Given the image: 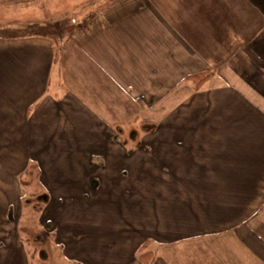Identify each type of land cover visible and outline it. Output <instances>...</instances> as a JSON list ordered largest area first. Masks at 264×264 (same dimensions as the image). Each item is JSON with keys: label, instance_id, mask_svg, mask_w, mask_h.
I'll use <instances>...</instances> for the list:
<instances>
[{"label": "crops", "instance_id": "0c3cea01", "mask_svg": "<svg viewBox=\"0 0 264 264\" xmlns=\"http://www.w3.org/2000/svg\"><path fill=\"white\" fill-rule=\"evenodd\" d=\"M248 1L120 0L58 42L0 24V264H27L30 178L71 259L264 264V6ZM136 106L160 115L127 148Z\"/></svg>", "mask_w": 264, "mask_h": 264}, {"label": "rangeland", "instance_id": "374dc122", "mask_svg": "<svg viewBox=\"0 0 264 264\" xmlns=\"http://www.w3.org/2000/svg\"><path fill=\"white\" fill-rule=\"evenodd\" d=\"M120 0H52L50 8H46L45 4L38 2L24 8H11L0 10V24H5L11 31L19 33H50L56 42L61 38V34L65 35L92 19V15L113 3ZM264 6V0H256ZM245 6H249V1L244 0ZM249 10V9H247ZM247 19H254L252 13L246 12ZM249 15V16H248ZM243 44L242 42H233V47ZM195 83L194 79H189ZM137 108L134 111V117L127 119L126 125L119 126L118 137L125 142L127 148H136L138 143H130L127 141L131 131L135 136L147 133L145 127L148 128L147 119L159 117L160 112L141 111ZM134 118V119H133ZM133 119L132 121H130ZM150 123L153 124V122ZM147 126H145V125ZM121 130V131H120ZM127 141V142H126ZM27 188V196L22 200V212L18 220H16V236L17 241L21 244L25 261L27 264H88L86 259H71L65 253L63 244L56 242L46 231L45 221L40 222L41 216L47 208L45 200L46 192L30 178ZM96 257H99L95 254Z\"/></svg>", "mask_w": 264, "mask_h": 264}, {"label": "trees", "instance_id": "16d2710c", "mask_svg": "<svg viewBox=\"0 0 264 264\" xmlns=\"http://www.w3.org/2000/svg\"><path fill=\"white\" fill-rule=\"evenodd\" d=\"M89 20H91V18H89L88 21H89ZM87 23H88V22L86 21L85 24L76 27V29H84V28L86 27ZM207 76H208V73H199V74H194V75H191V76H188V77H189V79H191V80L194 79L195 82H197V84H198V83H200L201 81H203L204 79H206ZM148 256L150 257V254L146 252V253H144V254L138 255V259H139L140 261H147L148 258H146V257H148Z\"/></svg>", "mask_w": 264, "mask_h": 264}]
</instances>
